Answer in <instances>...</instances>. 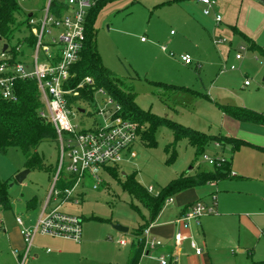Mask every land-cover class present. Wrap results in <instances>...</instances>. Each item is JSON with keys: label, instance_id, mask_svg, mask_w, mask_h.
Returning <instances> with one entry per match:
<instances>
[{"label": "rangeland", "instance_id": "374dc122", "mask_svg": "<svg viewBox=\"0 0 264 264\" xmlns=\"http://www.w3.org/2000/svg\"><path fill=\"white\" fill-rule=\"evenodd\" d=\"M169 1L172 0L107 3L95 21L96 45L102 64L125 83L124 89L133 88L137 93L135 102L140 108L206 134H221L224 114L217 102L264 113V57L249 49V42L242 35L233 34L231 28L237 27L264 49V1H221L219 12L223 23L220 25L216 24L213 12L210 17L203 15L205 8L198 0ZM18 3L26 14L41 15L46 0H18ZM164 45L168 46V53L161 50ZM241 47L246 51L243 59L238 61L236 56ZM180 56H189L193 64L187 66L180 62L177 60ZM246 81L252 86L246 87ZM152 82L186 87L201 95H177L171 90L157 88ZM109 100L107 94L96 91L92 102L78 101L74 104L72 122L84 129L107 124L115 112V104ZM174 142V133L168 127H161L154 141L138 139L118 164L121 179L134 175L144 188L152 187L154 193H159L183 174L210 169L203 160L205 155L231 161L233 175L250 180H227L215 187L198 188L199 198L206 202L210 201L213 191L226 216L222 221L216 217L203 218L197 241L206 253H211L219 250L220 242L225 238L223 235L245 238L246 227L239 219L244 215L252 216L254 212H264V189L252 179L260 173L264 154L245 146L233 152L229 145L216 147L213 143L198 157L187 140L175 146ZM38 153L43 160L42 167L30 170L22 182H18L16 176L29 170L25 167V155L15 148L0 154V180L8 184L12 206L8 211L0 209V222L13 224L16 217L24 219L32 213L35 216L50 196L60 167V149L56 142H44ZM249 161L255 163L251 175L248 173L251 169ZM68 163L66 157L60 170L62 175L68 174ZM100 177L97 189L92 178L85 179L76 191L83 195L79 203L70 202L63 207L64 211L82 218L83 240L77 243L37 236L36 246L43 244L44 247L40 246L36 262L32 260L35 250L32 251L28 264H125L134 234L148 217V212L110 173L102 171ZM34 204L37 208H27ZM57 204L61 203L52 201L53 206ZM117 225L128 228L129 232L117 231L114 228ZM204 234L208 245L204 243ZM121 240L130 243L120 246L118 241ZM5 248V239L0 240V263L5 259ZM232 248L235 247L227 249L230 255ZM213 253L215 256L216 252Z\"/></svg>", "mask_w": 264, "mask_h": 264}, {"label": "built area", "instance_id": "2783aa9c", "mask_svg": "<svg viewBox=\"0 0 264 264\" xmlns=\"http://www.w3.org/2000/svg\"><path fill=\"white\" fill-rule=\"evenodd\" d=\"M99 1L46 0L41 15L35 12L29 14L24 12L25 17L21 18L23 22L21 31L16 34L11 43L0 38V96L5 100L16 102L18 101L17 81H35L42 101L39 115L53 124L60 149V167L46 208L33 227L23 228L21 231L25 250L18 264H26L35 238L39 235L77 243L82 240V218L62 211L61 207L70 202L79 203L81 194L76 192L77 188L88 177L94 180V188L97 189L101 183L100 173L106 167L118 165L141 138L140 132L143 131V127L121 117L113 118V114L107 124L91 129L81 128L71 119L74 115V107L69 106L68 98L77 97L79 93L70 89L68 83L72 78V68L78 62L84 47L90 10ZM221 1L198 0L205 7L203 11L205 16L217 10ZM215 21L217 25L223 23V17L218 11ZM171 35H174V32ZM30 38H33V46L29 45ZM5 46H7L6 49H4ZM161 49L168 53L167 45L161 46ZM245 51V48L241 47L236 59L242 60ZM170 55L175 57L173 53ZM179 59L186 65L193 64L189 56H180ZM85 84H93L92 78L86 77L79 88ZM245 85L250 86L251 82L246 81ZM99 91L105 94L103 90ZM109 103L115 104L111 99ZM119 109L120 107L115 104V110ZM215 146L221 147L219 143ZM66 157L69 163L66 167L68 174L65 179L69 180L72 177L75 179V184L72 188L62 191L55 187L62 174ZM203 160L211 168L219 167L225 162V159H213L208 155H205ZM148 191L158 194L154 193L152 187H149ZM52 201L61 204L50 208ZM172 202V198L168 199L166 205ZM217 213L218 197L213 195L210 204L194 203L174 221V224L186 229L192 223H198L204 216ZM16 220L20 226H23L22 218L18 217ZM188 238L182 232L177 233L174 238L176 249H179ZM143 239L145 242L143 255L147 253L149 258L154 259L151 254L163 247V241L151 237V226L144 230ZM118 243L121 246L128 244L125 240ZM191 247L197 255L202 254V249L194 241H191ZM158 261L160 264H180V255L176 252L161 254Z\"/></svg>", "mask_w": 264, "mask_h": 264}, {"label": "trees", "instance_id": "16d2710c", "mask_svg": "<svg viewBox=\"0 0 264 264\" xmlns=\"http://www.w3.org/2000/svg\"><path fill=\"white\" fill-rule=\"evenodd\" d=\"M112 1L115 0H100L90 10L86 24L84 47L78 62L72 68V78L68 83L69 88L76 90L79 95L68 98L69 106L71 108L75 107L74 104L78 101L92 102L94 100V93L103 90L120 107L119 110H115L113 113V118L121 117L137 123L139 127H145V130L140 132V137L146 141H154L157 131L161 127H168L174 133L175 142L173 145H177L182 140H187L189 146L196 150L198 157L203 155L206 149L213 143H219L221 147L229 145L233 152L240 150L243 146H250L249 143L239 139L226 137L221 134L210 135L194 130L170 119L160 117L151 111H146L136 104L135 98L137 93L133 88H123L125 83L114 77L112 72L102 64L101 57L97 51L95 21L100 10ZM177 1L181 0L169 2ZM23 17H25V14L18 0H0V38L11 43L16 34L21 31V27L23 26L21 18ZM233 30L237 34L238 32L240 33L237 27H233ZM240 35L249 42V49L258 51L264 57V49L261 46L242 32ZM33 42V38H30L29 45L33 46ZM14 57H16L15 53ZM88 76L92 77L93 84H86L84 87L79 88V85ZM152 84L157 88H165L174 93L185 92L191 96L198 95L197 92L183 87L162 82H152ZM16 91L18 94V101L16 102L5 100L0 96V154H7L12 148L18 149L26 157L25 167L27 169L41 168L43 160L38 153V148L44 142L57 143V133L53 124L42 119L39 115L42 101L37 83L33 80L17 81ZM205 96L208 98L207 95ZM216 105L224 114L239 121L241 124L264 126V113H259L246 107L221 105L218 103ZM262 150L264 151V149ZM173 158H175V154ZM104 171H107L119 181L123 189L148 212V217H143L144 223L134 234L135 239L132 243L128 264H140L145 245L143 232L157 220L168 199L189 189L235 177L232 173V162L225 160L219 167H213L208 170H197L192 174H183L172 180L155 195L140 185L134 175L125 176V179L122 180L118 165L106 167ZM65 178L66 175H60L56 183V189L64 191L74 186V178L71 177L69 180ZM0 206L5 209L11 207L8 196V184L2 180H0ZM253 264H264V261H256Z\"/></svg>", "mask_w": 264, "mask_h": 264}, {"label": "crops", "instance_id": "0c3cea01", "mask_svg": "<svg viewBox=\"0 0 264 264\" xmlns=\"http://www.w3.org/2000/svg\"><path fill=\"white\" fill-rule=\"evenodd\" d=\"M217 11L219 12V7L217 10L211 11V13L208 16H205L204 14L203 15L205 17H210L212 12H213V14H214L213 16L215 17ZM231 28L233 30V27H231ZM241 32L242 31H240V33ZM240 33L238 32V34H240ZM233 34H237V33H235V31L233 30ZM243 34H245V33H243ZM171 36H174V35H171ZM141 41H142V43L145 42L143 39ZM177 60L182 62L180 59H177ZM162 83H164V82H162ZM251 86H252V83L250 86H246V87H251ZM178 87H182V86H178ZM183 88H186V87H183ZM186 89H188V88H186ZM195 92H197L198 95L192 96V97H199L201 95L200 92H198V91H195ZM177 93H183L184 94L185 92H177ZM185 94H187V93H185ZM233 106H235V105H233ZM240 107H245V106H240ZM246 108H248V107H246ZM221 130H222L221 135L245 141V142L250 144V146H245V147L253 148V149H255L259 152H262L264 154V151L262 150V149H264V126L254 125V124H241L239 121H237V120L227 116L226 114H224L223 115V124H222ZM261 162H263V163H262V166L260 169V173L258 172L254 176V178H252V179L257 181V183L260 186V189L261 188L264 189V157H263V160ZM254 164H255L254 161L253 162L249 161L248 166L251 169L249 170L248 173L250 175L253 174V171H252L253 168L252 167H255ZM234 176H235L234 178L225 179L222 181L250 180L249 178H245L244 176L243 177L238 176V175H234ZM222 181L212 183V184H207V185H209L210 187H215V186H218L219 183H221ZM204 186H206V185H204ZM199 187H202V186H199ZM199 187L189 189V190L183 191V192L175 195L172 198L173 202L170 203L169 205H166V207H164V209L162 210V212L159 215V217L157 218V220L153 224L150 225L151 226V237H156V238L160 239L161 241H163L164 245H163V247L157 249L153 254H151L154 257V259L149 258L147 256V253L142 255L141 260H140V264H152V263L160 264L158 261V257L161 254H165V253L171 254V253H175V252L180 255V264H253V262H256V261H264V231H263L264 230V223H263L264 212H254V214H252V216H249V217L246 215L242 216L239 219V223L242 226L246 227V231H247L246 237L247 238L246 237L245 238L239 237V239H233L227 235H223V237L225 236V238H223V241L220 242L221 245L218 244V245H220L219 250H215V251L212 250L211 253L210 252L206 253L202 249V247L200 246V244L197 241V236L199 234L200 228L203 225V222H202L203 218H205V217H216V220H219V221H222L225 219L226 212H225V210H223V205H220L218 202V213L217 214L204 216L203 218H201L199 220L198 223H192L189 228L185 229V228L176 226L174 224V221L177 218H179L184 213V210L187 207H189L190 205H193L196 202H203L206 204L211 203L212 196L215 193L213 191L210 192V195H211L210 201L206 202L202 198H199V196H198L197 190ZM81 196L83 197V195H81ZM227 197H229V196H227ZM48 198L49 197H47L46 202L41 207L38 214H36L35 216H34V213L29 214L24 219H23V217H20L23 219V223H24L23 226H20L17 223L16 219L18 217H16L15 223H13V224L12 223H5L3 221L0 222V229H1L0 230V240L5 239V241H6L5 252H3L5 259L0 264H18L19 261L22 260L23 255H24V250H25V243H24V239H23L21 231L23 228H31L37 223L41 213L43 212L44 208H46ZM223 204L225 205V202ZM52 207H54V206L51 204L50 208H52ZM63 207H64V205L61 207L62 211H64ZM27 208L30 210V208L35 209L37 207L34 204L33 206L28 205ZM0 209H2L4 211H8V210L12 209V206L9 209H5V208L0 206ZM64 212L70 213L69 211H64ZM70 214L74 215V213H70ZM179 232H182L184 235L188 236L189 238L181 244L179 249H176L174 238H175V235ZM39 236H41L42 238H49V240H51V239L58 240L59 239V238H52V237L43 236V235H39ZM36 239H37V237L35 238L33 246L30 250V254H29V257L26 261V264H28L29 260H31V254H32L33 250H35V254L32 257V260L34 262H36V259H39L37 252L40 249V246L42 248L44 247L43 244H38V246H36V243H37ZM206 239H207L206 234H204V239H203V240H205L204 243H205V245H208L207 244L208 240H206ZM82 240H83V237H82ZM191 241H194L197 244V246L200 249H202L201 255L196 254V251L191 247ZM80 242H78V243H80ZM129 243L130 242H128V244ZM131 243H133V241H131ZM230 246L235 247V248L231 249V255H230V253H228V250H227V249H229ZM131 250H130L129 254H127L125 256L126 257L125 264H128V262H129ZM47 252L51 253V250L47 249ZM213 252H216L215 256H213V254H215ZM220 252H222V254ZM54 258L56 259L57 257H54Z\"/></svg>", "mask_w": 264, "mask_h": 264}, {"label": "water", "instance_id": "95a60500", "mask_svg": "<svg viewBox=\"0 0 264 264\" xmlns=\"http://www.w3.org/2000/svg\"><path fill=\"white\" fill-rule=\"evenodd\" d=\"M6 48H7V46L4 47V49H6ZM29 173H30V170H26V171H24V172L18 174V175L16 176V180H17L18 182H22V181L26 178V176H27ZM114 228H115L117 231L122 232V233H128V232H129V229H128V228H126V227H122V226H119V225L115 226Z\"/></svg>", "mask_w": 264, "mask_h": 264}]
</instances>
